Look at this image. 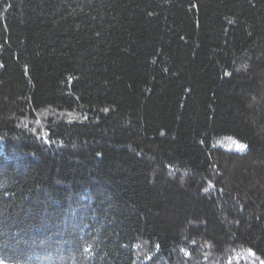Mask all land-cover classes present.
Here are the masks:
<instances>
[{"label": "trees", "instance_id": "trees-1", "mask_svg": "<svg viewBox=\"0 0 264 264\" xmlns=\"http://www.w3.org/2000/svg\"><path fill=\"white\" fill-rule=\"evenodd\" d=\"M0 263L264 264V0H0Z\"/></svg>", "mask_w": 264, "mask_h": 264}, {"label": "rangeland", "instance_id": "rangeland-1", "mask_svg": "<svg viewBox=\"0 0 264 264\" xmlns=\"http://www.w3.org/2000/svg\"><path fill=\"white\" fill-rule=\"evenodd\" d=\"M242 147V146H241ZM236 149H238V148H236ZM0 264H4V263H0Z\"/></svg>", "mask_w": 264, "mask_h": 264}]
</instances>
